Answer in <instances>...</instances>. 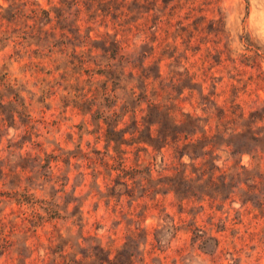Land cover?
<instances>
[{"label":"rangeland","instance_id":"1","mask_svg":"<svg viewBox=\"0 0 264 264\" xmlns=\"http://www.w3.org/2000/svg\"><path fill=\"white\" fill-rule=\"evenodd\" d=\"M27 2L22 9L29 17L32 3L52 10L54 22L44 28L49 32L58 23L57 11L52 7L64 8L69 20L62 26L72 31L80 27V35L68 34L63 45L58 44L60 29L55 40L51 33L41 43L32 35L25 39L23 31L34 21L23 18L14 22L10 18L13 2L0 0V91L5 92L4 86L9 84L25 99L30 115V122L16 115L15 123L3 128L0 192L26 193L28 189L38 200L57 203L61 214L69 218L42 222L36 227L30 220L33 212L41 211L39 206L20 205L15 199L0 196V233L10 245L1 252L0 264H109V260L112 264H264V216L252 205L242 206L239 198L213 205L209 200L182 201L174 193L143 195L138 191L134 197L109 196L119 172L106 170L98 159L105 157L111 165L116 164L109 157H117L115 145L108 147L105 126L98 132L92 115H84L75 107L99 85H89L86 72L76 66L78 63L71 64V55L75 50L87 57L97 55V51L90 53L92 44L82 42L89 34L92 40H101L107 33L113 38L116 29L112 18L93 14L95 9L105 8L102 4L91 10L89 2L77 8L73 0H66L64 5L61 0ZM180 7L174 24L182 20L187 32L168 40L178 51L174 58L161 63L162 79L155 90L165 96L164 88L179 98L184 112L207 116L199 107L200 86L194 87V99L189 90L193 87L192 75L197 74L195 82L199 84L207 75L204 94L213 93L219 106L246 114L264 109V0H181ZM124 33L120 32L118 39ZM126 33L130 38L127 52L134 58L148 51L135 32ZM54 42L57 45L52 47ZM169 53L174 54V50ZM158 58L159 54L146 66H152ZM152 70L157 73L156 65ZM133 84L138 85V81ZM151 91L150 87V98ZM130 118L128 115L127 124ZM123 149L127 151L128 167H150L155 179L176 176L185 169L187 174L193 171L181 165L173 149L159 152L153 148L142 150L138 145ZM88 156L97 162H90ZM219 156L216 164L223 170L250 163L248 156L242 161L225 152ZM51 157L53 175L41 168ZM182 161L191 163L188 157ZM22 167L27 170L23 172ZM64 183L65 192H60ZM117 192L121 194L124 189L120 187ZM76 205L81 206L83 214L72 215ZM130 237L136 239L137 247L117 257V250ZM210 237L217 238L219 244ZM97 245L104 248L103 253L86 255L91 246Z\"/></svg>","mask_w":264,"mask_h":264},{"label":"trees","instance_id":"2","mask_svg":"<svg viewBox=\"0 0 264 264\" xmlns=\"http://www.w3.org/2000/svg\"><path fill=\"white\" fill-rule=\"evenodd\" d=\"M7 1L13 2L10 5V18L14 22H19L23 18H31L34 21L33 25H27L26 30L23 31L25 39L32 35V38L41 43L48 39L51 33L55 40L57 31L60 29L61 39L58 44L63 45L67 43L68 34L80 35V27L72 31L62 26V22L69 20L67 11L62 7L57 5L52 7L57 11L58 23L52 26L49 32L44 28L54 22L52 10L42 8L40 3H32L34 7L31 9L32 16L29 17L22 9V6L28 5L27 0ZM73 2L76 8L82 2H89L92 4L91 10L97 6L96 4H102L105 8H97L93 14L98 13L104 19L111 17L114 29H116L113 38L109 33L101 40H92L90 34L86 36L82 43L92 44L90 53L97 51V55L87 57L86 53L78 54L76 50L71 55V64L78 63L76 66L86 72L89 76L87 81L89 85H99V88L90 90L84 95L83 101L76 103L75 107L80 109L84 115H92L98 132L104 130L105 126L108 147L115 145L114 151L117 157H109L115 159L116 164L111 165L105 157L98 159L106 170L119 172L109 196L134 197L138 191H143V195L174 193L182 201L205 202L209 200L213 205H225L227 201L236 202L239 198L242 206L252 205L264 216V109L246 114L234 108L231 110L219 106L218 102L213 99V93L204 94V84L208 81L207 75L201 84L195 82L198 78L197 74L192 75L190 79L193 87L189 88L190 97L194 99L196 90L194 87L200 86L199 107H202V111L207 116L184 112L179 98L166 92L164 88L162 92L166 94L165 96L155 90L157 81L162 79L161 63L165 59L174 58L178 51L177 46H173L168 40L175 35L176 37L184 36L187 32V26L182 20L174 24V18L178 14V9L181 8V0H73ZM61 3L64 5L66 0H61ZM0 9H3L2 5ZM40 24L42 26L39 27ZM120 32H125L122 39H118ZM126 32H135V37L140 40L142 46L148 47V51L137 58L128 53L127 48L130 45L127 43L130 38ZM44 35L46 36L43 37ZM56 45L57 43L54 42L51 46ZM171 49L174 50V54L169 53ZM158 54L160 58L154 61L152 66H146L147 62H151L150 60ZM155 65L156 74L152 70ZM6 76L7 73L4 78ZM210 79L214 81L213 78ZM141 80L142 85H139ZM134 81H138V85H134ZM111 84L112 88H110ZM4 87L7 95L4 91H0V141H3L5 136L3 128L7 123H15L16 115L20 118L27 117L30 122L25 99L9 84ZM150 87L152 88L151 98L148 95ZM212 87L216 89L215 84ZM118 91H121L123 95L118 94ZM89 94H91L90 97H88ZM144 104L147 108H144ZM140 113L142 116L139 118ZM128 115L131 116L130 124L125 122ZM34 128L35 126L32 125L31 129ZM135 145L142 150L153 148L159 152L165 148L173 149L181 165L190 166L193 171L187 174L185 169L176 176L155 179L150 167L143 168L141 165L128 167L125 158L127 151L123 147ZM220 152H225L232 157H240L241 161L244 156H248L250 163L223 170L216 164L217 159L220 158ZM96 153L100 154V152ZM185 157L191 160L189 165L183 163L182 160ZM54 158L57 159V157ZM52 159L53 157L41 165V168L46 169L51 175L54 173ZM87 159L92 163L97 162L94 157L88 156ZM26 170L22 167L23 172ZM33 171L34 169L31 172ZM65 187L64 183L60 192H65ZM120 187L124 189L121 194L117 192ZM26 190V193L0 192V196L15 199L20 205L28 204L33 208L39 206L41 211L33 212L30 220L36 227L42 222L69 218L61 214L57 203L38 200L33 194H29L28 189ZM77 200L76 198L75 201ZM69 207L70 205L66 210ZM79 212L83 214L81 206L76 205L72 215L75 216ZM197 235L200 234L197 233ZM209 239H214L219 244L217 238L210 237ZM209 239H205V242ZM145 242H147V237ZM135 243L136 239L130 237V241L117 250V257L131 253L132 249L137 247ZM9 246V241L0 233V255ZM89 250L87 254H84L99 255L104 252V248L100 245L91 246ZM61 252H64V249ZM109 264H112L110 260Z\"/></svg>","mask_w":264,"mask_h":264}]
</instances>
